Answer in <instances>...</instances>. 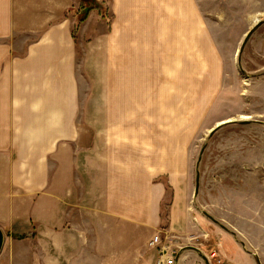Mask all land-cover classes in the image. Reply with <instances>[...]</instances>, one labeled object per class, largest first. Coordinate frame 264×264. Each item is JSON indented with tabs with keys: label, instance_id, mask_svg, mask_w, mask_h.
Segmentation results:
<instances>
[{
	"label": "crops",
	"instance_id": "crops-1",
	"mask_svg": "<svg viewBox=\"0 0 264 264\" xmlns=\"http://www.w3.org/2000/svg\"><path fill=\"white\" fill-rule=\"evenodd\" d=\"M201 2L0 0V228L37 226L27 264H156V234L205 264L169 132L171 78L203 75Z\"/></svg>",
	"mask_w": 264,
	"mask_h": 264
},
{
	"label": "rangeland",
	"instance_id": "rangeland-1",
	"mask_svg": "<svg viewBox=\"0 0 264 264\" xmlns=\"http://www.w3.org/2000/svg\"><path fill=\"white\" fill-rule=\"evenodd\" d=\"M201 3L203 25L207 22L212 28L211 34L203 30L197 53L203 75L186 82L171 78V149L189 152L191 176L188 213L193 227L181 242L201 248L211 264H264V0ZM258 20L263 24L240 52L246 32ZM163 113L166 110H154L156 116ZM171 196L169 189L158 230L163 236L169 235L163 227ZM31 230L32 241L4 232L0 257L11 250L4 259L14 257L15 264H27L33 256L29 250L37 244L33 242L37 226ZM195 256L204 263L199 253Z\"/></svg>",
	"mask_w": 264,
	"mask_h": 264
},
{
	"label": "water",
	"instance_id": "water-1",
	"mask_svg": "<svg viewBox=\"0 0 264 264\" xmlns=\"http://www.w3.org/2000/svg\"><path fill=\"white\" fill-rule=\"evenodd\" d=\"M262 24H263V21H262V20H258V22H256V23L254 24V26H252V28H250V29L246 32V34H245V36H244V39H243V42H242V45H241V47H240V52L243 51L244 46L246 45V43L248 42V40L251 38L252 34H253V33L256 31V29H257L259 26H261ZM239 61H240V56H239ZM226 122H230V120H229V121H226ZM223 123H224V122H223ZM219 125H220V124H218L216 127H214V128L211 130V133H213L214 131H216V129H217V127H218ZM203 150H204V148H202L201 152H203ZM200 158H201V157H199V160H200ZM199 181H200V173H199V171L197 170V172H196V182H195V193H196V194H197L198 191H199ZM205 214H206L207 216H209L212 220H215V219H214L213 217H211L207 212H205ZM4 241H5V233H4L3 229L0 228V252H1L2 248H3ZM201 256H202V258H203L205 264H210L209 259H208L205 255L201 254ZM258 262H259V261H258Z\"/></svg>",
	"mask_w": 264,
	"mask_h": 264
},
{
	"label": "built area",
	"instance_id": "built-area-1",
	"mask_svg": "<svg viewBox=\"0 0 264 264\" xmlns=\"http://www.w3.org/2000/svg\"><path fill=\"white\" fill-rule=\"evenodd\" d=\"M151 244L158 249L156 264H175L176 251L173 247L164 242L160 234L154 236Z\"/></svg>",
	"mask_w": 264,
	"mask_h": 264
}]
</instances>
